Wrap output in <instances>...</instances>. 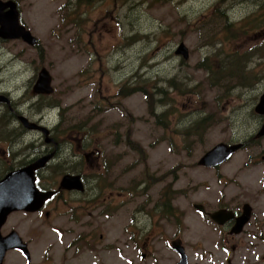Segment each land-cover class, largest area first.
<instances>
[{"label": "rangeland", "instance_id": "374dc122", "mask_svg": "<svg viewBox=\"0 0 264 264\" xmlns=\"http://www.w3.org/2000/svg\"><path fill=\"white\" fill-rule=\"evenodd\" d=\"M27 6L26 25L40 46L0 45V91L18 101L27 84L32 80L34 85L41 69H47L55 92L37 104L33 119L50 129L84 131L88 143L102 150L101 170L87 164L83 172L100 177L96 191L102 198L116 197L112 229H124L131 213L157 204L159 194L167 201L178 198L175 206L189 213L205 198L234 208L249 204L255 219L235 239L198 225L197 217L186 222L183 245L189 264H264V138L218 169L198 166L221 143L249 142L264 123L255 112L264 94V42L258 38L264 18L257 5L247 0H94L83 5L27 0ZM223 15L234 25L232 32ZM180 44L190 52L188 61L175 55ZM234 59L248 82L227 77L220 87L212 86L201 64L226 74L235 69ZM145 85L150 100L143 92H130ZM163 113L166 117L159 118ZM206 116L212 118L210 128L199 136L183 133ZM4 124L0 118V128ZM133 143L140 145L141 155ZM118 193L129 195L119 198ZM102 206L113 208L111 201ZM135 217L147 229L148 218ZM130 229L137 239L145 236ZM172 236L167 233L166 240ZM165 251L160 264L179 260L170 248Z\"/></svg>", "mask_w": 264, "mask_h": 264}, {"label": "flooded vegetation", "instance_id": "af4514ba", "mask_svg": "<svg viewBox=\"0 0 264 264\" xmlns=\"http://www.w3.org/2000/svg\"><path fill=\"white\" fill-rule=\"evenodd\" d=\"M71 2L83 5L86 0ZM26 3L27 0H0V23H11L18 19L19 24L31 32L26 25L31 15ZM258 38L259 43H263L264 32L259 33ZM15 43L30 46L22 39L0 37V45ZM39 46L38 41L33 48ZM31 82L33 81L27 84L26 92L18 101L12 97V93L0 91V105L4 108L0 118L7 123V126L4 124L6 127L0 128V181L10 173L34 166L42 158L51 156L46 167L35 171L37 191L48 194L49 197L38 201L39 206L34 209L16 210L7 217L0 228V264H160L164 260L166 247L170 248L175 258H179L173 264H181L183 256L186 255L189 264L187 250L183 245V236L187 232L185 224L197 217L201 222L198 225L215 231H225L232 240L237 237L231 232L237 221L245 215V206L249 204L234 208L220 201L213 205V199L211 201V198H205L193 203V214L175 206L178 198L167 201L166 196L161 194L157 204L151 208L137 210L136 214L131 213L129 223L124 229L119 232L116 229L121 228L120 226L112 229L111 222L118 214V210L114 209L116 197L102 198V193L96 191L100 177L83 172L87 164L93 169L101 170L102 150L98 145L88 143L84 131L50 129L42 121L35 122V107L38 109V105H42L54 93L39 95L35 91L37 81L34 85ZM31 100L36 104L28 106L27 103ZM23 118L40 128L29 129L23 124ZM44 130L49 131V135ZM257 134L249 142L240 140L227 145L242 144V151L249 144L256 143V139H263L258 138ZM128 144L131 147L129 142ZM2 160L14 163V166L7 168ZM54 167H58V170H53ZM199 167L208 170L220 168ZM66 176L79 177L83 190L64 188L62 181ZM124 195L128 196L129 193H118L119 198ZM222 199L226 197L219 200ZM110 201L112 209L102 206V203ZM251 209V219L242 233L255 219L253 208ZM221 212L233 218L220 225L214 217ZM137 215L148 218L147 229L139 227L140 219L135 217ZM166 225L171 229H167ZM134 227L139 234L145 233L142 239H137L134 231L130 229ZM113 230L115 234L112 233ZM167 233L173 234L170 240H166ZM179 247L183 248V254L176 249Z\"/></svg>", "mask_w": 264, "mask_h": 264}, {"label": "water", "instance_id": "95a60500", "mask_svg": "<svg viewBox=\"0 0 264 264\" xmlns=\"http://www.w3.org/2000/svg\"><path fill=\"white\" fill-rule=\"evenodd\" d=\"M0 37L4 39H22L30 46H36L38 39L28 31L24 26H21L18 19L15 22H2L0 23ZM175 55L182 57L185 61L190 58V52L184 44H180L175 52ZM53 78L51 74L44 69L38 78L35 85V91L39 95H52ZM256 114L264 118V94L260 99V102L255 107ZM23 124L29 129L40 128L36 124H30L25 118L22 119ZM46 135H49V131L44 130ZM258 138H264V123L261 130L257 134ZM242 144L227 145L221 143L207 152L205 156L199 161L198 165L206 168H217L223 164L229 162L241 149ZM51 156L42 158L34 166L18 170L8 174V176L0 181V228L4 224L7 217L16 210L34 209L37 206L38 201H44L49 197L48 194H41L37 191L35 185V171L46 167L50 162ZM62 186L66 189L83 190V186L79 177L66 176L62 181ZM246 212L233 228L232 235H240L245 226L251 219V206L246 205ZM215 221L223 225L233 217H228L225 212L216 214ZM181 253L183 248H176ZM183 254V253H182ZM181 264H187V257L183 256Z\"/></svg>", "mask_w": 264, "mask_h": 264}, {"label": "trees", "instance_id": "16d2710c", "mask_svg": "<svg viewBox=\"0 0 264 264\" xmlns=\"http://www.w3.org/2000/svg\"><path fill=\"white\" fill-rule=\"evenodd\" d=\"M93 1L94 0H86V4H88L90 2H93ZM222 1L225 2L226 0H222ZM247 1H251L254 4H256L257 5V12L259 14V17L260 18H264V0H247ZM224 19H225L224 23H225V26H226V30L228 32H232L234 30L233 29L234 25L232 23H230V21H229L227 16H224ZM201 67L204 68L206 70V72L209 73L210 79L212 80L211 84L214 87H220L222 85V82H221L222 79H224L226 81L227 77H231V78L237 77L240 80H244L245 83L248 82L243 77V71L244 70L239 68L240 66H239V60L238 59H234L232 61V67L235 68V69L232 70L231 72L226 73V74H224V72L215 71L213 69V67H211V66H208V68H207L206 62H203L201 64ZM239 72H240V74H238ZM174 86L176 87V85H174ZM138 88H141V89H136L135 91L133 90V91H130V92H143L144 95L147 96V98H149V100H150L151 95L148 94L147 89H146L147 88L146 85L143 86V87H138ZM165 92L167 94V91H165ZM160 102H164V101L160 100ZM150 113L153 114V109H151ZM158 117L159 118L160 117L165 118L166 115L163 113L162 115H158ZM212 125H213L212 118L206 116L205 118L200 119L199 121L195 122L192 126H190L187 129H185L183 131V133L186 136H188V137L199 136L202 131H205L206 129L210 128ZM133 144H134L133 145V149L135 151L140 152V155H141L143 153V150L140 147V145H138L136 143H133Z\"/></svg>", "mask_w": 264, "mask_h": 264}]
</instances>
